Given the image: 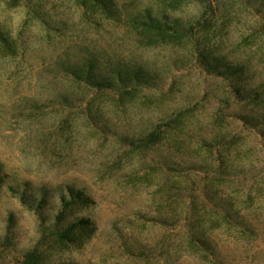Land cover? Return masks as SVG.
<instances>
[{
    "label": "rangeland",
    "instance_id": "obj_1",
    "mask_svg": "<svg viewBox=\"0 0 264 264\" xmlns=\"http://www.w3.org/2000/svg\"><path fill=\"white\" fill-rule=\"evenodd\" d=\"M33 249L264 264V0H0V264Z\"/></svg>",
    "mask_w": 264,
    "mask_h": 264
},
{
    "label": "trees",
    "instance_id": "obj_2",
    "mask_svg": "<svg viewBox=\"0 0 264 264\" xmlns=\"http://www.w3.org/2000/svg\"><path fill=\"white\" fill-rule=\"evenodd\" d=\"M149 25L152 27H155L158 30H160V29L161 30L162 29L167 30V28L160 23L152 22ZM81 223H83L84 225H89V222L85 221V220H83ZM76 228H77V225L73 224L72 226H70L67 229V231L65 233H62L59 237L64 239L68 236V234H70V233L74 234ZM22 264H41L40 263V255L37 253V251L35 249H33V250H31L25 254V260L23 261Z\"/></svg>",
    "mask_w": 264,
    "mask_h": 264
}]
</instances>
